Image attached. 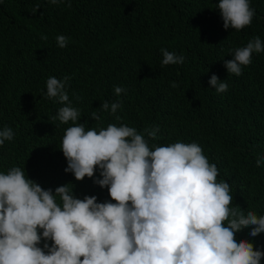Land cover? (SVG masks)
<instances>
[{
	"label": "trees",
	"instance_id": "1",
	"mask_svg": "<svg viewBox=\"0 0 264 264\" xmlns=\"http://www.w3.org/2000/svg\"><path fill=\"white\" fill-rule=\"evenodd\" d=\"M218 3L0 0V129L14 132L13 140L0 146V173L18 166L53 194L69 185L75 198L116 203L107 186L94 183L102 178L98 166L93 177L79 181L65 172L60 148L73 122L52 119L63 105L45 93L49 77H69L66 91L80 111L76 123L85 124L86 131L109 124L134 127L151 150L196 142L217 165V182L229 183L231 206L264 216V162L256 165L264 158V52L253 53L240 76L225 67L233 59L230 49L257 36L264 42V0H250L255 15L240 31L224 29ZM58 35L69 38L66 47H58ZM161 49L183 55L185 62L162 67ZM212 75L228 84L226 92L217 93L209 84ZM116 86L126 91L117 96ZM104 102L121 107L113 115L110 107L101 109ZM93 111L99 121L91 118ZM157 126L156 139H150L145 129ZM250 231L251 226L237 232V240L264 251V233L252 237ZM45 242L53 243L42 239L38 246Z\"/></svg>",
	"mask_w": 264,
	"mask_h": 264
},
{
	"label": "clouds",
	"instance_id": "2",
	"mask_svg": "<svg viewBox=\"0 0 264 264\" xmlns=\"http://www.w3.org/2000/svg\"><path fill=\"white\" fill-rule=\"evenodd\" d=\"M217 8L225 30L240 31L255 15L250 0H219ZM68 39L58 35V47H66ZM260 52L264 42L258 36L244 47L230 49L228 73L240 76L242 66L250 65L253 53ZM161 53L162 67L185 62L183 55L166 49ZM68 80L49 77L45 93L63 105L52 119L73 122L60 148L67 159L65 172L79 181L93 177L98 166L102 178L94 183L107 186L116 203H97L95 196L75 198L69 185L57 187L53 194L18 166L0 173V264H260L264 251L238 241L235 234L249 226L252 237L264 233V216L231 206L229 183L217 182L218 167L198 143L154 145L151 150L134 127L109 124L86 131L85 124L76 123L80 111L69 100ZM209 84L217 93L228 90L216 75ZM125 91L114 88L117 96ZM109 107L114 115L121 105H101L103 111ZM91 118L101 119L96 111ZM158 131V126L145 129L153 140ZM13 138L11 127L0 129V146ZM262 162L264 158H257L256 165ZM42 239L53 243L45 242L41 248Z\"/></svg>",
	"mask_w": 264,
	"mask_h": 264
}]
</instances>
